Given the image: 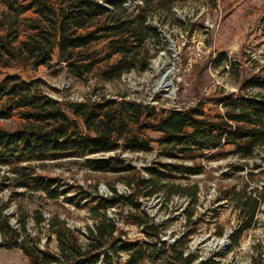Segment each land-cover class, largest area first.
<instances>
[{
	"label": "trees",
	"instance_id": "1",
	"mask_svg": "<svg viewBox=\"0 0 264 264\" xmlns=\"http://www.w3.org/2000/svg\"><path fill=\"white\" fill-rule=\"evenodd\" d=\"M131 1L25 0L23 5L19 0H0L4 8L0 13V101L8 100L0 117H10L18 109L22 119L12 129L0 128V166L7 167L11 173L0 176V190L10 184L24 192L40 193L46 200L55 201L60 196L68 203L84 200L94 219L93 227L82 232L69 227L57 212L45 217L41 210L34 209L30 215L35 226L48 224L46 241L41 245L39 233L26 226L29 213L16 214L18 225L13 227L9 216L3 213L8 203L0 202V248H19L27 264L107 263L111 254L106 247L117 256L118 252L126 253L123 264H153L165 255L167 264H191L192 257L183 255L181 245L196 230L198 220L190 219L189 210L197 202L198 186L175 183L170 177L203 174L205 166L201 161L204 159L216 160L228 154L249 159L257 148L264 147V71L245 75L237 93L210 98L224 106L222 112L212 115L205 111L201 101L186 108L168 109L104 95L97 100L61 102L41 89L43 81L39 78L25 80L17 74L2 75L3 70L16 65L32 69L49 66L55 51L67 72L81 81L90 73L109 82L130 71H146L152 57L151 45L155 48L164 45L158 28L148 22L149 16L169 11L178 0H139L140 3L129 8L127 3ZM26 7L36 17L23 20L28 33L19 40V16ZM95 44L102 45L91 50ZM113 56L117 59L109 63ZM225 61L229 67L235 65L224 52L212 56L209 63L219 66ZM102 63L107 65L97 67ZM203 68L195 70L200 80ZM251 89L258 91L247 93ZM146 131L160 134L156 139L159 153L169 160L146 167L145 175L133 167H123L118 181L128 187L126 193L118 192L114 185L109 187L110 194L106 196L99 194L97 187L89 192L79 185L61 189L58 178L38 173L32 165L65 157H84L85 165L104 172L112 164L123 165L118 156H104L116 146L122 145L132 152L148 151L151 140ZM227 146L231 149L223 150ZM94 153L103 157L90 156ZM70 190L74 193L67 195ZM24 192L14 195L22 196ZM159 194L165 199L172 195L186 197V224L192 227L167 244L159 238L160 224L151 222L146 215L133 214L146 239L135 242L122 239L124 231L108 216L107 210L121 205L139 209V198ZM222 197L237 210L238 223L229 234L230 245L236 246L255 223L264 189L249 188L247 183L233 185ZM81 236L87 240L84 246ZM52 239L54 249L48 247ZM257 260L264 264L262 245ZM212 262L208 258L199 264Z\"/></svg>",
	"mask_w": 264,
	"mask_h": 264
},
{
	"label": "rangeland",
	"instance_id": "2",
	"mask_svg": "<svg viewBox=\"0 0 264 264\" xmlns=\"http://www.w3.org/2000/svg\"><path fill=\"white\" fill-rule=\"evenodd\" d=\"M139 0H132L127 7H132ZM25 5V0H19ZM0 4V13L3 10ZM36 17L32 9L25 8L19 16V40H23L28 31L25 30L23 20ZM148 22L158 28L164 45L153 47L149 68L144 72L130 71L119 79L109 82L99 80L94 74H87L86 80L72 77L59 62L57 52L53 54L49 66L37 69L19 65L2 71L3 74H17L25 80L39 78L43 81L41 89L61 102L97 100L101 95L116 99H133L154 105L156 109L172 107L186 108L198 101L203 102L205 111L212 115L222 112L224 106L209 100L220 94L237 93L240 81L245 75L264 71V0H178L171 5L167 12L152 13ZM170 43L173 49H170ZM102 44H95L90 49H99ZM191 50L200 51V60L190 71L185 69V61ZM218 52H224L228 61L219 66H211L209 60ZM117 59L113 56L109 63ZM107 64H100L99 68ZM207 65V66H206ZM205 66L201 80L196 76V69ZM172 68L170 77L171 87L162 89L156 81L165 72V68ZM237 73L239 76L237 77ZM257 89L248 90L254 93ZM263 91V90H260ZM8 105V100L0 101V111ZM22 122L20 110L15 109L10 117H0V128L12 129ZM145 135L151 140L148 151L132 152L124 146H116L104 156H118L123 165L112 164L104 172L94 170L83 163L84 157H65L56 160L34 162L32 165L38 173L59 179L61 189L69 186L82 187L83 191H92L109 195V187L114 185L120 193L128 192V187L118 181L123 174V167L129 166L146 174V167L156 162L168 161L160 155L156 139L159 133L146 131ZM231 147H224L228 151ZM90 156L103 157L100 153ZM205 166L203 174L170 177L175 183H196L198 186L197 202L191 206V220H198L195 231L191 233L181 245L184 253L192 257L191 264H199L208 258L210 264H259L258 250L264 246V198L255 216V223L241 237L239 244L230 245L229 234L238 223L237 210L231 202L223 199L224 191L230 186H240L247 183L249 188L264 189V147L257 148L252 157L241 159L233 154L216 160H202ZM243 168H236V166ZM11 175L8 168L0 166V176ZM4 181V180H3ZM24 192L21 188L9 186L0 190V202L8 203L3 213L9 216L13 227H17L16 214L29 213L26 226L33 232H38L40 243L43 245L47 237L45 223L35 226L30 212L41 210L42 215L49 217L57 212L64 218L71 228H78L85 232L87 227H93L94 219L89 215L84 200L72 203L64 202L61 196L57 200H46L40 193L24 192L22 196L14 193ZM74 190L67 192L72 195ZM139 209L128 206H116L107 210L109 217L117 222L120 230L124 231L122 239L127 242L142 241V226L135 223V215H146L151 222L160 224L159 238L171 244L175 239L192 225L187 226V215L184 212L188 199L172 195L165 199L162 194L148 199L139 198ZM227 235V238L224 236ZM146 239V238H145ZM84 246L87 240L80 237ZM48 247L55 248L52 239ZM168 247V245L166 246ZM110 261L100 264H123L127 257L124 252L111 253ZM166 255L153 264H167ZM149 262H146V264ZM0 264H27V259L19 248H0Z\"/></svg>",
	"mask_w": 264,
	"mask_h": 264
},
{
	"label": "built area",
	"instance_id": "3",
	"mask_svg": "<svg viewBox=\"0 0 264 264\" xmlns=\"http://www.w3.org/2000/svg\"><path fill=\"white\" fill-rule=\"evenodd\" d=\"M137 3H140V1H137ZM200 51L199 50H191L188 53V56L185 61V69L190 71L192 67L200 60ZM45 226H48V224L45 223Z\"/></svg>",
	"mask_w": 264,
	"mask_h": 264
},
{
	"label": "bare ground",
	"instance_id": "4",
	"mask_svg": "<svg viewBox=\"0 0 264 264\" xmlns=\"http://www.w3.org/2000/svg\"><path fill=\"white\" fill-rule=\"evenodd\" d=\"M171 74H172V68L166 67L165 72L156 81L157 86L162 89L170 88L172 86L170 82Z\"/></svg>",
	"mask_w": 264,
	"mask_h": 264
},
{
	"label": "water",
	"instance_id": "5",
	"mask_svg": "<svg viewBox=\"0 0 264 264\" xmlns=\"http://www.w3.org/2000/svg\"><path fill=\"white\" fill-rule=\"evenodd\" d=\"M170 49H173V46L171 43H170ZM224 237L227 238V235H225Z\"/></svg>",
	"mask_w": 264,
	"mask_h": 264
}]
</instances>
